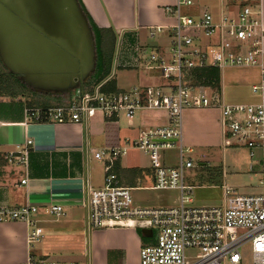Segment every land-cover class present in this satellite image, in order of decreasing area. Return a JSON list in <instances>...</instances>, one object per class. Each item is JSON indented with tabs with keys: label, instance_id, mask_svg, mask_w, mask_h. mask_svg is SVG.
Here are the masks:
<instances>
[{
	"label": "built area",
	"instance_id": "built-area-1",
	"mask_svg": "<svg viewBox=\"0 0 264 264\" xmlns=\"http://www.w3.org/2000/svg\"><path fill=\"white\" fill-rule=\"evenodd\" d=\"M262 0H218L215 16L210 8L200 9L197 0H175L164 6L172 20L168 26L151 27L148 37L165 35L169 57L151 51L143 65L145 71L158 73L160 85H143L128 91L104 92L107 78L90 91L77 90L67 102L53 107L26 108L28 122L86 124L97 113L105 119L123 117L131 124L138 111H162L166 124L148 127L126 147H113L93 153L96 160L105 159L103 185H86L83 205L86 210L87 232L128 226L155 232V243L139 250V264H241L248 256L251 264H264V195H240L223 185L221 203L214 206H192L193 187L186 183L185 172L192 168V159H183L191 148L181 144L182 115L188 109L216 108L223 137L227 145L243 148L253 158L255 150L264 148V99L256 104H225L222 90L209 84L199 74L216 70L219 77L226 68L260 66L264 53ZM191 10L190 14L181 13ZM200 12V13H199ZM252 92L262 87H252ZM27 141L19 152L9 153L25 164ZM148 157L152 170L153 190L176 191L177 203L170 207L146 208L135 206L130 189L120 186L112 164L122 156L127 146ZM178 150V163L166 166L161 155ZM86 156V153H85ZM25 183V180L20 182ZM264 187V180L261 182ZM37 208L0 207V223L20 222L26 228V241L33 248L41 240L43 230L34 219ZM45 213L57 218L62 207L51 205ZM190 252V254H186ZM24 264H88L76 261H55L27 255Z\"/></svg>",
	"mask_w": 264,
	"mask_h": 264
},
{
	"label": "crops",
	"instance_id": "crops-1",
	"mask_svg": "<svg viewBox=\"0 0 264 264\" xmlns=\"http://www.w3.org/2000/svg\"><path fill=\"white\" fill-rule=\"evenodd\" d=\"M79 1L101 33L110 31L117 38L121 37V48L114 64L116 63V70L128 72L132 83L136 82L128 89L162 84L160 77L154 78L155 75H151L152 71H145L143 65L147 60L146 55L151 51L167 54L168 40L165 35L149 38L147 33L151 27L172 24V20L166 16L163 8L173 5L175 0ZM261 7L264 29V0L261 2ZM259 61L264 68V53ZM226 69L231 75L230 91L237 92L236 95L232 94L228 97V105L256 104L264 99L263 86H261L262 90L255 94L250 92L251 87H260L258 84L264 80L260 66ZM115 71L111 69V75L106 77L108 79L106 82L112 83L113 87L120 91L117 88ZM222 77L221 74L220 87H222ZM83 83L69 88L64 94L39 90L23 84L20 93L11 97H0V207L8 209L36 207L38 212L34 219L39 222L43 230L39 243L44 244V252L37 253L35 250L33 253L34 247L29 248L27 244V228L23 223H0V264H24L29 254L48 259L57 257L55 261L139 264V250L143 246L155 243V232L140 227L106 228L87 232L83 195L87 184L95 188L103 185L106 160H96L93 153L116 146L126 147V142L137 139L142 129L165 125L167 120L164 112L138 111L131 124H128L122 116L108 120L99 113L89 119L85 125L70 122L26 121V108L46 105L53 107L67 102L75 97L77 90L88 91L93 84L92 82L83 88ZM241 99L244 101H239ZM28 140L31 144L27 146L28 155L25 164H20L16 159L11 163L7 162L6 156L23 150ZM180 141L184 147H189L191 150L201 148L213 149L214 152L219 150L221 154L219 180L221 177L224 179L233 176V174L229 175V171H234V164L229 163V160L226 162L225 159L219 111L216 108H195L184 111ZM127 148L111 168L119 185L130 189V193L156 191L152 189L153 177L148 157L130 145ZM261 152V158L250 166V171L263 176L258 181L257 188L264 190L261 185L264 180V148ZM161 160L166 166H174V164H166L165 152L161 155ZM205 163L203 161L200 164V170L208 166ZM192 168L185 172V181L190 186H193L192 177L197 175L195 172H190ZM23 180L25 183L21 184ZM223 185L233 188L236 193L239 188L226 184L225 180L222 181L220 189ZM51 205L61 206L63 215L57 218L51 217L53 220H50L45 210Z\"/></svg>",
	"mask_w": 264,
	"mask_h": 264
},
{
	"label": "water",
	"instance_id": "water-1",
	"mask_svg": "<svg viewBox=\"0 0 264 264\" xmlns=\"http://www.w3.org/2000/svg\"><path fill=\"white\" fill-rule=\"evenodd\" d=\"M0 61L35 89L64 94L82 84L95 42L78 0H0Z\"/></svg>",
	"mask_w": 264,
	"mask_h": 264
},
{
	"label": "rangeland",
	"instance_id": "rangeland-1",
	"mask_svg": "<svg viewBox=\"0 0 264 264\" xmlns=\"http://www.w3.org/2000/svg\"><path fill=\"white\" fill-rule=\"evenodd\" d=\"M200 6V9L203 8H210L211 13L213 16H215L217 8H218V0H197ZM182 15L184 14H190L191 10L188 9H182L181 10ZM200 13V12H199ZM94 35V34H93ZM98 36V35H97ZM96 36V37H97ZM121 37L112 35L110 31L103 32L100 37V52L102 55L103 61L106 60L107 63L110 64V69L108 76L111 75V69L114 71L116 70L115 67V59L117 53L119 52V48H121L120 45ZM166 57L168 58L169 55L166 54ZM261 61V60H260ZM259 61V63H261ZM4 71L3 75L5 83L13 82L12 77H9L7 73H10L4 66L2 68ZM11 74V73H10ZM114 73L112 72V75ZM149 74V73H148ZM222 84H221V90H222V98L223 102L228 104V97H230L232 94L236 95V91H230V87L232 85V81L230 80V72L228 69H224L222 71ZM7 75V76H6ZM13 75V74H12ZM151 75H155L154 78L158 79V73L151 72ZM19 81L21 80L20 77L15 76ZM115 79L116 84L118 85L117 88H119L122 91H128L129 87L133 84H136V82L131 81V78L128 74V72H122L121 70L115 71ZM3 80V78H1ZM89 80H87L88 82ZM159 82H161L159 80ZM260 87L263 86V92H264V80L261 81L258 84ZM245 89V88H244ZM252 87L250 88V92H252ZM246 90V89H245ZM26 93V92H24ZM253 93V92H252ZM261 93V92H259ZM255 94V93H253ZM258 95V94H257ZM244 99V98H243ZM244 101V100H239ZM225 151V159L226 162L233 163L234 171H229V175L233 174V176L224 177V179L221 177L219 180V173H220V158L221 154L219 150H215V152L210 149H193L190 154H183V159L191 158L192 159V165L193 170L190 172L197 173L196 176L192 177L193 181L191 182V185H193V191H192V206L194 207H202V206H214L219 205L221 203V189L220 185L222 181L225 180L226 184L233 186V187H239L237 189L238 194H258L263 193L264 190L258 189V181L263 178L261 174L251 172L250 166L252 164H255L254 162L261 158L262 152L261 149L255 150L254 157L249 158L248 152L244 151L243 148H239L232 145H227L224 149ZM141 154V158H142ZM145 156V155H144ZM165 159L166 164L170 165H176L178 163V150L177 149H170L165 151ZM213 160V161H212ZM204 161L207 162L203 170H200L199 168L200 164ZM97 172V170H96ZM255 173V175L253 174ZM218 178V181L216 179ZM215 180V182H213ZM224 184V183H223ZM132 197L133 204L146 207V208H153V207H170L173 205H176V198L177 193L176 191H132L130 193ZM50 218V220H53V218ZM43 243H38L34 246V249H32V252L35 253V250L37 253L44 252L43 251ZM186 254H190V252H186ZM51 259L55 260V257H50ZM241 264H251L250 258L248 256L243 257V260Z\"/></svg>",
	"mask_w": 264,
	"mask_h": 264
},
{
	"label": "trees",
	"instance_id": "trees-1",
	"mask_svg": "<svg viewBox=\"0 0 264 264\" xmlns=\"http://www.w3.org/2000/svg\"><path fill=\"white\" fill-rule=\"evenodd\" d=\"M79 4L81 6V10H82L84 16L88 20L90 28L94 34L95 68H94V71H93L92 75L90 76V78H88L89 81L86 83H83V88H84L93 82L91 88L88 89V91H90L94 85L100 83L106 77H108L110 64H109V62L107 63L106 60L103 61L102 55L100 52V37H101L102 33L94 25L92 19L90 18V16L88 15V13L84 9V7L81 5L80 1H79ZM2 68H3V64L0 61V97H4V96H10L11 97L13 95H16L17 93H20L23 90V87H24L23 84H21L19 82V80L14 75H12L8 72H5V73H7L9 77H12L13 82L8 81L7 83H5V80H4L5 75H3L4 71L2 70ZM198 77H200L199 79L204 78V79L208 80L209 84H211L213 87H216V88L219 87V78L220 77H219V72L216 70H211V71H206V72L204 71L203 73L201 72ZM1 78H3V80H1ZM103 91L104 92H117V90L113 87L112 83H109V82L105 83V85L103 87ZM50 106L51 105L36 106V107H50Z\"/></svg>",
	"mask_w": 264,
	"mask_h": 264
}]
</instances>
